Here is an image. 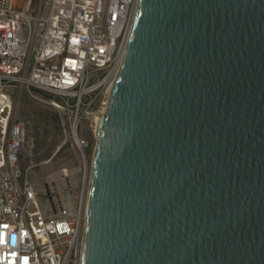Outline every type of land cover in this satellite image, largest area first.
<instances>
[{
	"label": "water",
	"instance_id": "1",
	"mask_svg": "<svg viewBox=\"0 0 264 264\" xmlns=\"http://www.w3.org/2000/svg\"><path fill=\"white\" fill-rule=\"evenodd\" d=\"M89 115L81 264H264V0H138Z\"/></svg>",
	"mask_w": 264,
	"mask_h": 264
},
{
	"label": "built area",
	"instance_id": "2",
	"mask_svg": "<svg viewBox=\"0 0 264 264\" xmlns=\"http://www.w3.org/2000/svg\"><path fill=\"white\" fill-rule=\"evenodd\" d=\"M137 3L0 0V264H81L85 198L56 210L41 206L40 189L27 179L31 167L21 166L30 154L25 129L13 119V95L25 88L51 107L84 153L80 124L106 107Z\"/></svg>",
	"mask_w": 264,
	"mask_h": 264
},
{
	"label": "rangeland",
	"instance_id": "3",
	"mask_svg": "<svg viewBox=\"0 0 264 264\" xmlns=\"http://www.w3.org/2000/svg\"><path fill=\"white\" fill-rule=\"evenodd\" d=\"M13 119L22 124L27 135L26 153L30 156L22 160L21 166L23 170L31 167L27 179L40 189L41 206L56 210L60 205L77 203L82 196L86 198L96 119L86 117L80 124L78 135L88 141L84 153L64 133L57 113L33 100L25 88L13 95Z\"/></svg>",
	"mask_w": 264,
	"mask_h": 264
},
{
	"label": "bare ground",
	"instance_id": "4",
	"mask_svg": "<svg viewBox=\"0 0 264 264\" xmlns=\"http://www.w3.org/2000/svg\"><path fill=\"white\" fill-rule=\"evenodd\" d=\"M122 60H123V56H115V69H120ZM115 77L116 76H113V81H114ZM113 81H110V90H111ZM109 93H110V91H109ZM97 121H98V117H96V122ZM85 200H86V198H85ZM82 243H83V233H82V236H81V239H80V247H82Z\"/></svg>",
	"mask_w": 264,
	"mask_h": 264
}]
</instances>
